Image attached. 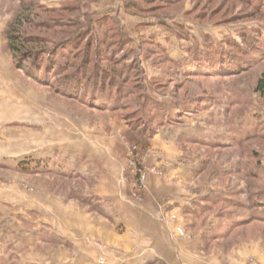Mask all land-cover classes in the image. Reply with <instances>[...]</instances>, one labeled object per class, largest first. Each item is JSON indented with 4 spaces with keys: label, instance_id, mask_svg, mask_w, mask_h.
Listing matches in <instances>:
<instances>
[{
    "label": "rangeland",
    "instance_id": "rangeland-1",
    "mask_svg": "<svg viewBox=\"0 0 264 264\" xmlns=\"http://www.w3.org/2000/svg\"><path fill=\"white\" fill-rule=\"evenodd\" d=\"M23 4L33 11L27 35L53 45L52 53L76 37L65 45L72 64L54 86L34 80L36 66L9 52L5 31ZM86 34L97 45L90 67L102 43L127 55L97 59L123 88L118 107L62 94L84 59ZM209 39L241 51H222L225 63L216 68L183 73L165 60H180ZM255 41L259 48L247 51ZM263 72L264 0H0V264H23L28 252L41 258L51 249L65 255L64 264H122L123 250L92 226L111 230L123 208L137 209L140 225L155 226L161 243L163 258L137 264H264V95L255 90ZM167 108L176 113L172 122L161 120ZM23 207L34 208L27 214ZM113 207L120 210L111 214ZM46 213L59 224L66 214V239L57 245L38 237L27 252L9 244L26 237L12 223L43 225ZM88 243L111 254L90 259Z\"/></svg>",
    "mask_w": 264,
    "mask_h": 264
},
{
    "label": "trees",
    "instance_id": "trees-1",
    "mask_svg": "<svg viewBox=\"0 0 264 264\" xmlns=\"http://www.w3.org/2000/svg\"><path fill=\"white\" fill-rule=\"evenodd\" d=\"M143 1L145 4H150L151 2H154V1H159L163 3L164 2L172 3L177 0H143ZM133 7L139 8L135 6V4L133 5ZM32 13H33L32 9L29 6H26V4H23L22 9L19 12V16L15 17L12 21H10L9 26L7 27L5 31V39L8 44V49L14 61H17L19 60V58H22L23 60L22 62H26L27 60L28 62H32L36 66L38 73L37 75L34 74V76H32L34 80H37L48 86L49 85L54 86V79L56 78V76H59L61 72L65 68H67V66L70 65V63L72 64V62H70L67 65L65 63L64 53L65 51H68L69 50L68 47H70V46L66 47L65 45L70 44V43L72 44L73 41L76 39V37L70 36L68 37V39L62 40L61 43L58 44L52 50L54 51V53H52L50 50L53 48L52 47L53 45L45 46V43L42 39L27 35V28H28L27 22H29L28 16H30V14ZM80 39L79 41L76 42V44L82 43L81 42L82 39L81 40ZM83 39L85 41L82 43L81 48L84 49L85 51L84 59L81 60V63H79L75 71L69 72V75L71 78L69 79L71 80V82H68L66 85L62 84L63 86L61 87L63 89L62 94L70 96L71 95L70 92H71L77 96L81 92L82 94L81 93L80 94L82 98L79 95L80 97L79 99L81 100H83V98L87 99L89 100V102L87 103H90V102L92 104L95 103L94 106L97 108H99L97 105L104 106L103 102L104 101L109 102L110 100L112 101L113 104H115V106L118 107L119 99L122 96L121 92H123V88L116 84L115 80L112 79L111 75H109L108 73L104 75L105 70L100 68L97 59L100 58L99 60H102V61L112 60L114 62H119L121 60L122 61L126 60L127 55L120 54V52L123 51L122 47L120 48L117 47L118 49H116L115 46L113 47V44L109 43L111 44V47L107 49L106 46L108 45L106 43H102L100 46V51H96V54L94 55V58L92 59V62L95 61L94 67L92 68L89 66L91 63L90 52L92 51L93 47L97 45L94 44V42H92L88 34H86V36L83 37ZM118 40L121 43L122 39H118ZM155 45L157 46V48H161V50H163V51L160 50L161 52L166 51L162 45L161 46L157 44ZM246 45L247 46L245 48H247L246 49L247 51H255L259 48L257 46L256 41L254 42V45H250V43H247ZM190 50H192V52H190L188 56L180 60H174L172 58H166L165 60L173 64V66H175L178 70H181L182 73L195 70V68H199V69L206 68L205 70H207L209 68L206 66L212 65L213 62H214L213 66H215V68L217 65L219 64L223 65L225 63V60L223 58L224 55L222 51H241V46L236 45V44L233 46L230 42L228 43L227 41H224L222 44H217L213 40L209 39V41L207 40V42H205L202 47L195 46V47H192ZM210 51H220L218 55H220L221 57L216 60L214 58L211 59L210 56L207 54ZM192 64H193V68H191ZM79 68L81 69V73L79 74V80L77 81V78H78L77 73L79 71ZM216 71L219 72V69L217 68ZM225 71L227 70L224 69L222 72H225ZM117 72H120V73H117L120 75L127 71H124L123 69L119 68ZM255 90L259 94L264 95V72L258 78ZM98 100H102V103L99 102ZM101 106L100 108H106V107H101ZM159 111L162 113L161 120H163L164 122H172L173 117L176 114L174 113L173 108L172 109L167 108L166 110L160 109ZM27 165L28 163L26 162L20 163V166L23 169H25ZM258 217H260L261 219L262 218L264 219V214H259Z\"/></svg>",
    "mask_w": 264,
    "mask_h": 264
},
{
    "label": "crops",
    "instance_id": "crops-1",
    "mask_svg": "<svg viewBox=\"0 0 264 264\" xmlns=\"http://www.w3.org/2000/svg\"><path fill=\"white\" fill-rule=\"evenodd\" d=\"M34 207H23L24 211H27V214H30L31 210ZM59 208L62 212L65 211V207H57ZM21 209V208H20ZM120 210V207H113L112 209L109 208L111 214H115L117 210ZM67 211V210H66ZM133 211V212H132ZM73 213L72 217H69L71 219L74 218V220H79L76 219L77 214ZM140 213L138 210L133 209V210H121L118 215L119 219L116 220V227L112 226L111 230L109 228L105 227H97V223L93 224V228L95 229L94 233L97 235L99 239H102L112 245H114L116 248L122 249L123 250V263L122 264H137V261L139 260H144V259H149L154 260L158 259L160 260L163 258V255L161 254V243L160 241L154 237V233L152 231H156L155 226H150L146 225V229L140 225V218L141 216L139 215ZM61 216V221L62 223L59 224V218H55L53 216H49V214H45L42 221L45 223L43 225L39 226H32L31 228H28L22 225H16L14 226L13 223L11 224V229H15L14 233L17 235L19 232L22 236L25 235L24 240H19L16 238L17 237H10L9 244L10 245H15V247L20 248V252L24 251L27 252L28 250L32 249L35 247V239H45L49 242L58 243L60 240L59 238H65V231L63 227H66V225H63V222L66 220L70 221L68 217ZM68 218V219H67ZM26 221L31 220L29 215L25 217ZM51 220V221H50ZM155 220V217L154 219ZM56 222V223H54ZM150 223H153L152 220L149 221ZM71 224V222H67ZM60 225L62 226L60 228ZM121 225V226H120ZM45 228V232L42 231L40 228ZM144 229L145 233H141V231ZM62 230V232H61ZM67 230V229H66ZM121 231V232H119ZM44 232V233H43ZM158 233V232H157ZM159 234V233H158ZM74 236V235H73ZM39 237V238H38ZM55 238V239H54ZM66 239V238H65ZM69 241V240H68ZM74 244H78L80 246V241H69ZM89 245V254L87 257L90 259L95 258L96 256H99L101 254H104L105 256H109L111 252L109 250H101L100 248H97L96 245H93L92 243H88ZM18 251V250H17ZM60 251L59 249H51V254L46 253V256H42L39 258L37 254H33V257L30 256L31 253L28 252V254L25 258L22 259L23 264H37L38 261H41V264H64L62 262L63 258L65 255H61L62 253L58 252ZM56 253V254H55ZM127 255V256H126ZM117 258V257H115ZM41 259V260H39ZM73 264V263H72ZM80 264V263H78Z\"/></svg>",
    "mask_w": 264,
    "mask_h": 264
}]
</instances>
